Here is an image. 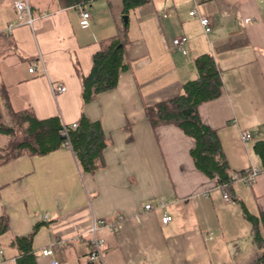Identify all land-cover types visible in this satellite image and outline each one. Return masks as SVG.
<instances>
[{
	"label": "crops",
	"instance_id": "crops-1",
	"mask_svg": "<svg viewBox=\"0 0 264 264\" xmlns=\"http://www.w3.org/2000/svg\"><path fill=\"white\" fill-rule=\"evenodd\" d=\"M16 1L0 0V33L13 38L12 48L0 55V88L8 104L69 126L84 115L100 123L106 148L94 172L83 173L69 148L23 154L0 166V218L9 223L0 236V264H17L20 253L12 241L33 232L36 264H88L94 221L106 241V264H236L248 251L252 255V225L242 204L254 215L264 213V169L252 149L264 141V0H202L194 16L196 0H152L130 10H145L131 37L127 29L120 32L116 19L123 2L112 20L95 9L100 0L89 4L92 11L88 4L30 0L33 26L8 31L17 22ZM82 9L91 14L86 29L80 26ZM201 16L210 20L209 33ZM114 35L126 39L129 66L114 89L85 103L82 77L91 71L99 42ZM177 36L188 37L187 54L172 47ZM202 54L215 58L224 86L219 98L199 106L201 119L218 131L230 173L262 170L250 187L217 186L196 168L192 138L174 124L154 126L146 117L148 106L175 97L197 77L195 59ZM62 85L66 91L59 93ZM243 133L251 138L243 140ZM1 135L0 149L8 141ZM225 189L232 201L224 198ZM117 215L124 217L118 231L102 225ZM48 248L52 257L43 255Z\"/></svg>",
	"mask_w": 264,
	"mask_h": 264
},
{
	"label": "trees",
	"instance_id": "trees-1",
	"mask_svg": "<svg viewBox=\"0 0 264 264\" xmlns=\"http://www.w3.org/2000/svg\"><path fill=\"white\" fill-rule=\"evenodd\" d=\"M62 7H84L93 0H57ZM152 0H122L123 13L150 3ZM33 9V7H32ZM12 36L0 33V55L12 48ZM126 39L123 36H110L99 42V49L93 55L92 68L87 76L82 77V98L91 102L104 91L114 89L120 74L129 64L125 58ZM198 71L196 78L184 83L181 92L170 99L160 101L146 108V117L154 125L174 124L192 138L194 146L191 156L195 166L202 173L214 180L217 186L225 188L236 181L230 173V166L220 141L218 131L204 124L199 106L202 103L219 98L223 93L221 70L215 58L210 54L199 55L195 59ZM4 110L9 113V120L4 119ZM69 129V140L83 173L94 172L99 167V160L106 148L104 131L97 121H91L84 115ZM63 124L59 117L37 119L32 112H15L8 104L5 89L0 88V134L8 141L0 149V166L23 154L44 156L55 150L67 147V137L62 135ZM253 152L260 158L264 169V141L253 145ZM259 168V167H258ZM243 171H235L242 175ZM250 187V186H248ZM245 218L252 225V241L259 250H264V213L252 214L244 204ZM9 223L0 218V236L7 233ZM33 234L15 237L12 241L20 256L17 264H36V255L32 247ZM92 264V263H88ZM249 264H264V254H258Z\"/></svg>",
	"mask_w": 264,
	"mask_h": 264
},
{
	"label": "built area",
	"instance_id": "built-area-1",
	"mask_svg": "<svg viewBox=\"0 0 264 264\" xmlns=\"http://www.w3.org/2000/svg\"><path fill=\"white\" fill-rule=\"evenodd\" d=\"M202 0H196V8L190 11V15L194 16L199 13L198 11V5ZM15 10H16V15H17V22L15 23H10L8 25L7 30L12 31L17 25L21 24H27L30 26H33L36 17L33 13L32 5L30 0H18L15 3ZM90 20H91V14L88 12L86 9L81 10V17H80V26L83 29L89 28L90 27ZM248 21V19H247ZM200 22L204 28L205 33H209L211 31V23L208 17L201 16ZM188 37L186 36H177L172 39V47L176 48L177 50L181 51L183 54H187V48L186 45L188 43ZM36 70L35 66L32 65L30 67L29 71L34 72ZM55 91V90H54ZM59 93L65 92L66 87L64 85L60 86L57 90ZM56 92V91H55ZM77 126L76 123L72 125H63V130H62V135L67 137V147L71 150L72 145L69 140V129L70 127L75 128ZM242 138L245 141H248L251 136L249 133H243ZM261 169L256 167V166H251L248 169L244 171L242 175H239L238 173H233L232 177L236 182H242L246 186H252L259 178L261 174ZM227 188V187H226ZM224 198L227 201H232V197L228 191V189H225L224 191ZM166 202L161 201L160 206L165 208ZM152 205L148 204L146 205V209H151ZM123 215H117L116 220H111V221H103L102 225L107 227L110 231L116 232L118 231L122 224L121 221L123 220ZM172 217L170 215H165L163 217V222L168 223L171 221ZM98 222L94 221L93 225L90 228L92 238H91V246H90V252H89V257L88 261L92 264H106V241L104 238L99 236L98 234ZM0 253H2V250L0 249ZM53 250L51 248L45 249L43 251V255L45 256H50L52 257L53 255ZM53 264H59V262L56 259H53L52 261Z\"/></svg>",
	"mask_w": 264,
	"mask_h": 264
},
{
	"label": "rangeland",
	"instance_id": "rangeland-1",
	"mask_svg": "<svg viewBox=\"0 0 264 264\" xmlns=\"http://www.w3.org/2000/svg\"><path fill=\"white\" fill-rule=\"evenodd\" d=\"M166 0H154V2L156 4H164ZM97 1L93 2L96 3ZM99 4H97L96 8L95 9H99L101 12L104 11L105 12V15L107 17H110L112 20L114 18L115 15H113L114 12H119L121 13V10L122 9V1L121 0H100L98 1ZM87 9L92 11V7L89 6V4L87 5ZM145 9V8H143ZM52 10L53 8H48V12L49 13H52ZM145 14V10H142V13L138 12L136 14L135 11H131L129 14H123L121 13L120 15L117 14V23L119 25V28H120V32L122 33L125 29L128 30V36H132L133 33H137L139 31V29H136L134 24H135V21L137 19V17L143 15L144 16ZM128 16V23H125V16ZM136 29V30H135ZM172 41V40H171ZM3 136V135H1ZM242 243H245V242H242ZM249 245H250V242H249ZM247 248H244L243 250H246ZM258 254H264V250H259L255 245H254V249H253V254L250 255V251H248V254L247 256H242V258H240L238 260V262L236 264H249L251 263ZM83 264H86L85 262Z\"/></svg>",
	"mask_w": 264,
	"mask_h": 264
},
{
	"label": "water",
	"instance_id": "water-1",
	"mask_svg": "<svg viewBox=\"0 0 264 264\" xmlns=\"http://www.w3.org/2000/svg\"><path fill=\"white\" fill-rule=\"evenodd\" d=\"M125 23H128V16H125Z\"/></svg>",
	"mask_w": 264,
	"mask_h": 264
}]
</instances>
